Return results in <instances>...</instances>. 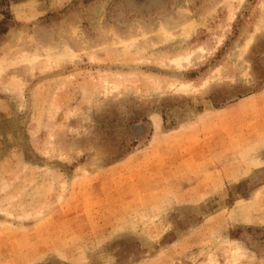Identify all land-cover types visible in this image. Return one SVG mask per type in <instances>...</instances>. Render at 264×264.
<instances>
[{
  "label": "rangeland",
  "instance_id": "374dc122",
  "mask_svg": "<svg viewBox=\"0 0 264 264\" xmlns=\"http://www.w3.org/2000/svg\"><path fill=\"white\" fill-rule=\"evenodd\" d=\"M0 264H264V0H0Z\"/></svg>",
  "mask_w": 264,
  "mask_h": 264
},
{
  "label": "crops",
  "instance_id": "0c3cea01",
  "mask_svg": "<svg viewBox=\"0 0 264 264\" xmlns=\"http://www.w3.org/2000/svg\"><path fill=\"white\" fill-rule=\"evenodd\" d=\"M254 97L255 96H249L246 99L251 100L254 99ZM245 101L246 100L243 99L240 102H234L222 108L205 109L198 113L195 117V122L198 123L197 127L201 130V132H205L202 135L204 136L208 134V132H206L208 130L207 126H211L212 128L217 127L215 125L218 124H220L221 126H228V124H231V126H235L244 120H248L250 118L249 108L244 107ZM219 118L221 119L219 120ZM227 137L228 136H226L225 134L224 138Z\"/></svg>",
  "mask_w": 264,
  "mask_h": 264
},
{
  "label": "bare ground",
  "instance_id": "6f19581e",
  "mask_svg": "<svg viewBox=\"0 0 264 264\" xmlns=\"http://www.w3.org/2000/svg\"><path fill=\"white\" fill-rule=\"evenodd\" d=\"M166 30V29H165ZM189 89V88H188Z\"/></svg>",
  "mask_w": 264,
  "mask_h": 264
}]
</instances>
